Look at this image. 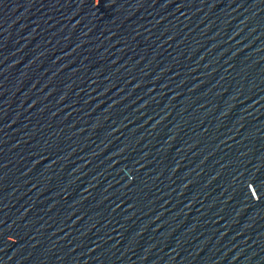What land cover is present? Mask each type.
<instances>
[{"label": "water", "instance_id": "water-1", "mask_svg": "<svg viewBox=\"0 0 264 264\" xmlns=\"http://www.w3.org/2000/svg\"><path fill=\"white\" fill-rule=\"evenodd\" d=\"M0 264H264V0H0Z\"/></svg>", "mask_w": 264, "mask_h": 264}]
</instances>
